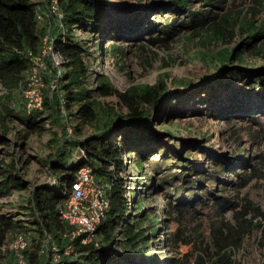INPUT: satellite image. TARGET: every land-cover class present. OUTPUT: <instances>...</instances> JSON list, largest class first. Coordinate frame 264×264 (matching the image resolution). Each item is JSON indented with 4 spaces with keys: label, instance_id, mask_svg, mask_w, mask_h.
Masks as SVG:
<instances>
[{
    "label": "rangeland",
    "instance_id": "rangeland-1",
    "mask_svg": "<svg viewBox=\"0 0 264 264\" xmlns=\"http://www.w3.org/2000/svg\"><path fill=\"white\" fill-rule=\"evenodd\" d=\"M169 2L108 0V14L101 19L100 30L78 34L87 43L86 58L97 80L104 75L119 91L132 94L142 85L155 86L163 80L170 95L189 98L181 107L184 113L168 111L161 117L159 108L154 110L152 120L160 138L156 146H148L142 170L135 154L129 157L126 152V169L119 176L127 183V199L133 201L129 190L135 183L138 196L145 202L143 210L158 215L160 225L154 236L148 223L143 225L147 241L152 240L157 264H217L221 254V264H264L262 228L257 226L264 225V84L258 83L264 70V36L252 42L246 29L251 25L264 31V0H189L183 11ZM131 16L135 21L126 29L114 30L117 22ZM100 42L101 49L97 45ZM115 45L119 52H113ZM223 49L233 55L227 65L230 69L222 73L224 82L234 73L238 78L226 88L218 86L215 91L202 90L194 96L193 89L184 94L188 84L201 85L209 76L221 73L218 56ZM241 51L243 64L236 57ZM48 63L46 81L52 79ZM250 69L255 72L252 79L245 77ZM26 76L5 86L0 84V131H9L10 142L0 146V158L5 164L14 163L30 184L27 190L0 198V213L23 221L32 233L35 224L28 207L31 190L48 182L46 161L54 153L56 138L64 136L68 125L74 129L78 121L70 117L67 125L65 118L56 120L44 107L45 129L38 134L25 132L12 120L10 107L22 115L28 113L22 95ZM48 94L51 99L52 94ZM96 101L100 122L119 110L116 96H98ZM165 108L169 109L167 105ZM170 120L174 124H169ZM81 127L82 137L97 131L89 124ZM19 130L21 136L27 134L24 145L18 138ZM78 155L74 151L71 162L78 160ZM134 211L127 219L130 223L137 217ZM243 218L250 222L249 231L237 239L232 228ZM124 239L122 233L116 234L111 262L118 258L119 243ZM233 240L240 246L232 245ZM224 245L230 246L222 249ZM8 252L7 248L0 251L2 264H8ZM151 259L147 255L141 262L140 255L131 252L124 264L133 260L135 264H149Z\"/></svg>",
    "mask_w": 264,
    "mask_h": 264
},
{
    "label": "trees",
    "instance_id": "trees-1",
    "mask_svg": "<svg viewBox=\"0 0 264 264\" xmlns=\"http://www.w3.org/2000/svg\"><path fill=\"white\" fill-rule=\"evenodd\" d=\"M188 1L170 0L169 3L174 6V9L182 10L186 8ZM107 2L108 0H60L66 31L64 34L56 35L55 48L64 58V68L66 69L63 70L60 78L59 92L53 93L51 99H49V94L45 92L44 107L46 111H51L49 116H54L56 120L57 118L60 120L65 118L64 121L68 125L71 117L78 121V125L74 126L71 136L65 131L61 139L56 138L54 153L46 161L47 169L50 172L49 180L44 184L35 185L31 190L28 207L33 215L32 223L35 224L31 228V230L33 229L32 233L30 228H26L27 224L23 221L8 214L0 213V247L9 242L12 233L25 234L28 239V248L25 251L28 264H42L44 262V257H41L39 253L47 236L51 244L57 242L61 248H64L66 241L63 240L61 234L70 227L61 220L58 205L66 199L75 173L84 165L92 166L97 176L112 182L111 206L106 218L96 230L94 242L85 246L81 245L79 251L82 253L78 260L70 262L69 259V263L124 264V260L130 259L131 252H137L141 257V262L146 261L148 255L152 256L151 260H153L149 264H157V259H155V255L153 256L155 252L151 248L152 240L147 241L143 225L147 222L149 232L154 236L160 225L158 215L156 212L151 215L148 211L143 210L145 202L138 196L135 183L133 189L129 190L132 193L133 201H128L126 196L127 183L119 174L126 169L124 160L126 152L129 157L132 156V153L135 154V162L139 170H142L145 165L144 157L149 153L147 152L148 146L153 147L158 144L160 135H156L152 120L154 110L159 108L161 117L168 111L176 114L179 112L178 110H183L182 113H184L185 109L181 107L184 100H189V98L183 94L170 95L163 80H160L155 86L142 85L139 87L140 90L133 92V94L130 91H119L104 75L97 80V77L91 72V61L86 58L88 55L87 43L81 37L76 36V31L98 32L101 19L108 14ZM159 6L165 7L166 4ZM35 10L36 3L33 0H0V84L4 86L11 80L22 78L30 68V60L23 52L26 49L34 52L39 51L42 31H37ZM134 21L135 18L132 16L122 20V22L119 21L114 30L126 29ZM246 29L252 42L264 36V31L255 30L251 25H247ZM100 38L102 41L103 36ZM97 45L101 49V42ZM116 51L119 52L120 47L115 45L113 52ZM242 53L244 51L236 56L240 64L245 62V55ZM218 57L221 73L209 76L201 85L188 84L184 94L193 91V89H196L193 93L191 92L194 96L202 90L203 93H207L208 91H215L218 86L226 88L233 83L234 79L238 78L237 73H234L233 76L227 77V81L224 82V76H222V73L230 69L227 65L233 59L232 52L223 49L219 52ZM261 74L263 77L258 78V83L262 85L264 84V70ZM245 77L252 79L255 77V72L250 69ZM256 84L255 82L254 86ZM61 91L65 99V115L62 114L60 107ZM98 96H116L119 100V110L114 116L101 122L97 110L96 98ZM164 101L166 103L162 105ZM166 105L169 107L167 110ZM10 110L12 120L18 121L25 132L38 134L45 129V110L24 115L11 107ZM83 124L95 126L97 131L87 137H82L81 125ZM169 124H174L173 120H170ZM7 131V129L0 131V146L10 144L7 138L9 131ZM17 133L24 145L27 141V134L21 136L20 130ZM166 133L175 137L170 130H166ZM76 150L79 153L78 160L71 162L74 157L73 152ZM1 152L2 149H0V155ZM182 167L185 168L186 165ZM143 177L144 174L141 175L140 179ZM29 184L30 182L24 178L22 173L15 169L14 163L5 164L4 160L0 158V198L27 190ZM132 211L137 217L133 223H130V219H127L131 217ZM257 226L262 228L261 245L264 249V225L259 223ZM249 227L250 222L243 218L239 221L238 227L235 226L232 229L236 230L235 234L239 239L249 231ZM232 229L230 228V230ZM117 233L124 235L125 242L119 243L121 252L117 251L116 257L118 258L111 262L114 257L112 246L117 245L115 241ZM95 242H98V246ZM232 245L240 246V242L233 240ZM229 246L224 245L222 249ZM127 250L130 251L127 252ZM11 253L8 252L5 256L9 260L8 264H17L15 255ZM219 257L216 261L217 264H221L224 255L221 254ZM135 262L133 260L127 264H135ZM0 264H2L1 260ZM166 264H170V262Z\"/></svg>",
    "mask_w": 264,
    "mask_h": 264
},
{
    "label": "built area",
    "instance_id": "built-area-1",
    "mask_svg": "<svg viewBox=\"0 0 264 264\" xmlns=\"http://www.w3.org/2000/svg\"><path fill=\"white\" fill-rule=\"evenodd\" d=\"M33 1L36 3L37 31H42V34L38 52L30 49L23 52L31 63L22 88L28 113L44 109L45 92L51 94L59 92L58 82L65 62L55 48L56 35L64 34L66 31L60 0ZM79 32L81 31H76L77 37H80ZM46 62H49L52 71V79L49 78V81L45 79ZM62 95L60 92V107L62 114L65 115V99ZM66 131L70 136L73 134L70 125L67 126ZM112 187V182L98 177L90 165L82 166L75 173L66 199L58 205L61 220L70 227L61 234L66 241L65 246L61 248L57 242L51 244L47 236L39 253L44 257L42 264H70L69 259L70 262L78 260L82 253L79 247L94 242L98 226L109 213ZM95 244L98 246V242ZM6 248L15 255L17 264H28L25 257L28 239L25 234H15L8 244L0 247V251H5Z\"/></svg>",
    "mask_w": 264,
    "mask_h": 264
}]
</instances>
